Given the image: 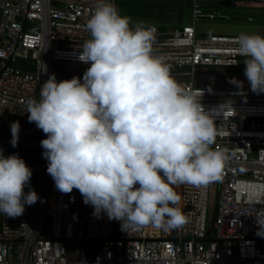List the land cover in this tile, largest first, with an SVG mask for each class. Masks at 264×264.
<instances>
[{
    "label": "built area",
    "instance_id": "built-area-1",
    "mask_svg": "<svg viewBox=\"0 0 264 264\" xmlns=\"http://www.w3.org/2000/svg\"><path fill=\"white\" fill-rule=\"evenodd\" d=\"M176 1L191 4L190 23L145 24L156 30L153 54L170 66L172 77L186 91L201 98L206 110L220 106L214 114L213 148L226 149L228 159L219 181L175 186L178 206L188 219L182 228L164 231L148 225L123 231L120 222L106 214L94 216L78 190L63 194L55 188L40 144L46 135L28 121L26 112V102L39 100L40 87L50 75L57 82L82 80L75 72L59 73L56 65L89 67L78 57L91 38L85 25L97 0H0V149L5 156L24 159L33 173L25 192L34 189L41 198L25 205L19 217L0 214V264H264V238L256 235L255 224L264 201L251 202L264 185V93L199 82L198 77L204 80L219 71L235 72L247 57L237 51V36L198 35L196 29L203 17H221L205 12L199 2L264 5V0ZM14 121L20 125L16 147L11 144ZM214 192L215 212L208 223Z\"/></svg>",
    "mask_w": 264,
    "mask_h": 264
},
{
    "label": "clouds",
    "instance_id": "clouds-1",
    "mask_svg": "<svg viewBox=\"0 0 264 264\" xmlns=\"http://www.w3.org/2000/svg\"><path fill=\"white\" fill-rule=\"evenodd\" d=\"M85 29L91 38L78 57L89 65L82 80L57 82L50 75L39 100L26 102L28 121L46 135L40 144L47 173L58 191L78 190L94 216L106 214L123 231L180 229L188 219L175 186L219 181L228 159L226 149L213 148L220 106L206 110L201 98L186 91L153 54L156 30L122 16L112 0H97ZM235 42L247 57L250 90L264 93V36L241 33ZM230 82L243 87L242 81ZM10 127L16 147L20 125ZM32 174L18 154L5 156L0 149V214L19 217L25 205L41 200L34 189L25 192ZM262 201L264 185L251 202ZM255 224L264 238V210Z\"/></svg>",
    "mask_w": 264,
    "mask_h": 264
},
{
    "label": "rangeland",
    "instance_id": "rangeland-1",
    "mask_svg": "<svg viewBox=\"0 0 264 264\" xmlns=\"http://www.w3.org/2000/svg\"><path fill=\"white\" fill-rule=\"evenodd\" d=\"M116 6L120 10L123 16H127L130 18H132V16L133 15L135 16L136 14L138 18L143 17L141 15L147 16L146 10H148V8L152 9L153 11H156L155 4L151 2L145 3V2H142L141 0H116ZM126 8L130 12L127 11ZM213 9L214 11L221 14V18L227 17L229 19L225 21H216V22H206L205 21L203 23H199L198 26H196L198 35H201L199 33H202L203 31H205V33L207 31L211 32V29L213 27L218 28L219 26H223V24H226L224 23L226 21H229L230 23H233V24H238L236 20H244V19H249L250 21L248 22L249 23L248 25L262 29L263 34H264V5L263 4H259L255 2H245L244 5L236 4L235 7H232V8H213ZM146 19L148 18L146 17ZM159 19L163 21L164 23H167V20H168L167 16H163V18L161 17ZM136 20L142 21L141 19H136ZM210 32H207V34L205 35H211ZM56 68L59 71V73H63V71H71V72L77 73L78 76L83 77V74L88 67L79 66V65H69V64H57ZM244 69H245V66L238 68L237 70L239 72H233L232 70L231 71H219L213 76L205 77L204 80L203 79L201 80V78L199 77L197 79L200 80L199 82L208 84L212 88H238L234 83L230 82L232 79H235V80L243 82L242 88L250 89V86H249L250 84L248 83L247 78L245 77L244 73L241 72V71H244ZM215 206H216V192L210 195V201H209L208 213H207L208 223H211L213 220ZM49 224H50V219L47 218L46 220L47 229H49Z\"/></svg>",
    "mask_w": 264,
    "mask_h": 264
},
{
    "label": "crops",
    "instance_id": "crops-1",
    "mask_svg": "<svg viewBox=\"0 0 264 264\" xmlns=\"http://www.w3.org/2000/svg\"><path fill=\"white\" fill-rule=\"evenodd\" d=\"M142 2H151L153 4L156 5L155 9L156 11H153L152 9L146 10L147 16L141 15L143 17H137V14L134 16H132L131 20L133 22H143L144 24H149V23H156V24H160V25H167V26H182V25H186L190 23V7L191 4L189 2L186 1H176V0H168V1H176L179 2V5H169L167 3V0H141ZM246 2V1H245ZM245 2H237L236 4L239 5H244ZM204 9L205 12L207 13H211L216 12L214 11V9L212 7H202ZM160 9V11H159ZM127 11H129L126 8ZM158 11V12H157ZM130 12V11H129ZM165 12V13H164ZM154 13V14H153ZM218 13V12H216ZM133 14V13H131ZM219 14V13H218ZM221 15V14H220ZM150 16V17H148ZM163 16H167V23H164L163 21H161L159 18H163ZM146 17L148 19H146ZM221 18V17H219ZM226 18V19H223ZM136 19H141L140 20H136ZM229 18L227 17H222V19L219 20H215V21H209V20H202L199 23H203V22H216V21H225ZM150 21V22H149ZM232 21V20H231ZM250 20L249 19H244V20H236V22L238 24H233L230 23L229 21H226L223 24V26H219L218 28L213 27L210 31V34H223V35H228V36H239L241 33H245V34H263V30L257 27H253V26H249L248 22ZM198 23V24H199ZM197 24V26H198ZM212 27V26H211ZM210 30V29H209ZM207 32L205 33V31H203L202 33L199 34H207ZM264 36V34L262 35Z\"/></svg>",
    "mask_w": 264,
    "mask_h": 264
},
{
    "label": "water",
    "instance_id": "water-1",
    "mask_svg": "<svg viewBox=\"0 0 264 264\" xmlns=\"http://www.w3.org/2000/svg\"><path fill=\"white\" fill-rule=\"evenodd\" d=\"M167 3L169 5H173V6L179 5V2H176V1H168L167 0ZM198 4L200 7H212V8H232V7H235V3H233V2H221V1H202V2H199ZM1 16H2V13L0 11V20H1ZM203 19L208 20L205 17H203L202 20ZM219 19H222V18H216L215 20H219ZM223 19H226V18H223ZM215 20H213V21H215ZM235 72H239V71L236 70ZM69 242L70 241H64V243H69Z\"/></svg>",
    "mask_w": 264,
    "mask_h": 264
},
{
    "label": "trees",
    "instance_id": "trees-1",
    "mask_svg": "<svg viewBox=\"0 0 264 264\" xmlns=\"http://www.w3.org/2000/svg\"><path fill=\"white\" fill-rule=\"evenodd\" d=\"M210 86V85H209ZM250 86V85H249ZM248 90H250V89H248ZM251 91V90H250ZM253 93V92H252ZM255 94V93H254ZM263 94V93H262Z\"/></svg>",
    "mask_w": 264,
    "mask_h": 264
}]
</instances>
